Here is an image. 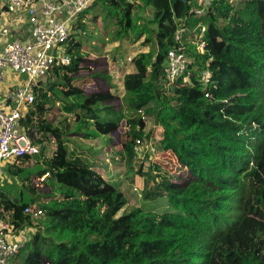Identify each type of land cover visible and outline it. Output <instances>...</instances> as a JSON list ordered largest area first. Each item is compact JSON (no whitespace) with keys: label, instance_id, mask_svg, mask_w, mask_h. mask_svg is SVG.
Returning <instances> with one entry per match:
<instances>
[{"label":"trees","instance_id":"obj_1","mask_svg":"<svg viewBox=\"0 0 264 264\" xmlns=\"http://www.w3.org/2000/svg\"><path fill=\"white\" fill-rule=\"evenodd\" d=\"M146 7L151 19L141 15ZM190 9L189 0H94L72 23L62 44L70 62L53 66L47 84L75 99L78 111L73 119H50L39 88L21 121L39 153L6 169L25 175L23 165L34 160V176H45L47 186L36 194L23 177L29 197L26 190L8 193L5 179L0 186V218L7 212L16 231L33 229L10 264H264V0H241L238 6L210 0L199 16ZM95 10L104 14V31L89 27L99 18ZM178 19L184 21L189 69L208 72L207 84L193 73L187 80L180 76L171 89L165 83L164 61L178 45ZM197 24L206 28L202 53L191 43ZM93 30L110 42L130 37L156 45L154 53H136L135 70L122 78L131 114L109 162L130 165L137 140L149 141L155 152L170 153L180 172L186 169L207 187L205 193L177 195L170 170L159 161L141 162L133 182L146 190L148 201L166 197L172 209L135 207L116 216L127 202L125 193L104 178L102 164L88 150L68 145L74 133L93 139L118 131L125 116L111 104L118 96L95 88L87 92L80 86L84 81L72 78L90 69L83 33ZM153 114L158 127L145 132V118ZM40 195L47 199L38 204L42 216L25 214L24 207Z\"/></svg>","mask_w":264,"mask_h":264},{"label":"built area","instance_id":"obj_2","mask_svg":"<svg viewBox=\"0 0 264 264\" xmlns=\"http://www.w3.org/2000/svg\"><path fill=\"white\" fill-rule=\"evenodd\" d=\"M93 1L0 0V186L10 164H18L20 158L39 153L38 146L28 136L21 121L52 67L70 62L62 44L72 33V23ZM189 3L190 11L199 16L207 11L210 0H189ZM177 21L174 41L178 45L167 51L164 61L165 83L170 89L180 76L186 80L190 73L191 58L183 46L184 21ZM19 22L28 25L27 40L17 35L22 26L14 28L13 25ZM205 29L201 24L192 29L191 43L199 53L204 50ZM202 78L207 84L208 72H203ZM143 144L137 140L135 153ZM148 146L154 153L155 147L150 142ZM24 213L39 218L43 210L33 203L24 207ZM24 237L22 231L16 233L6 212L0 218V264L10 263L24 246Z\"/></svg>","mask_w":264,"mask_h":264},{"label":"rangeland","instance_id":"obj_3","mask_svg":"<svg viewBox=\"0 0 264 264\" xmlns=\"http://www.w3.org/2000/svg\"><path fill=\"white\" fill-rule=\"evenodd\" d=\"M234 5L238 6L240 4L241 0H229ZM100 10V8H99ZM142 10V11H141ZM141 15L145 18H152V9L150 7H146L144 9H141ZM96 14H98V17L100 15L99 22L96 24H89V27H97L100 31H104V25L106 23V20L104 18V14L100 13L101 11L95 10ZM110 28V27H109ZM109 28L107 30H109ZM90 32V31H89ZM87 33V32H86ZM86 33H84L86 35ZM83 35V36H85ZM103 35V34H102ZM104 36V35H103ZM104 41L105 49L108 51H102L100 54L102 57V63L100 68L96 73L101 75H105L108 67L111 66V56H108L109 51L115 49V56L114 59L118 60V64L120 65V70L125 67L126 64L132 62V59L134 55L140 51H151L152 53L156 50L155 42L152 40L149 44H143L141 40L132 42L130 37H125L122 40L118 41V44L113 41L111 43L109 40L101 39ZM117 45H115V44ZM98 47L97 45H94ZM103 49V48H102ZM90 65H93L92 63ZM123 70V69H122ZM195 74L200 79L202 78V74L197 69L192 68L190 69V74ZM50 76V73H49ZM48 78V77H47ZM188 79V77H187ZM186 79V80H187ZM46 81L42 82L40 84V88H43V93L45 94V104L49 109V112L46 113L47 117L50 119H56L59 118L60 115H67L68 110L74 105L72 102L68 101V98L64 97L62 93L53 87L51 84H46ZM99 88H104V86H100ZM113 106H117L118 109H121L125 116L123 117L121 121V128L110 134L106 137H102V141L105 138L106 140V146L107 149L105 151L97 152L100 155V158L102 159V162H104V168L100 170L104 178L110 182H113L119 189H121L126 196L127 202L126 204L118 211L116 216L128 213L135 207H141L144 210L148 211H166L172 209L171 204L169 203L168 199L161 198L159 200H156L154 202H150L146 198V190L141 188V186L138 184V182H133V175L135 171L137 170L139 164L143 162L144 164H149V162L153 161H159L161 163V166H164L166 169L170 170L174 177H173V185L171 187V191L176 193L177 195H191V194H203L208 189L203 184L194 181L192 178L189 177L188 173L186 172V169L180 172V166L175 162L173 156L170 153H158V152H151L149 149L148 143L149 141H145L142 146H140L138 152L135 155V158H133L130 165H113L112 163H109L107 158L111 155V151L109 150L110 147L119 145L122 141L125 139V131L127 129L126 120L129 118L131 111H129L123 101V97L119 101H114ZM101 106V105H100ZM146 120V127L145 132L158 127V123L156 121V114H153V116H149L145 118ZM108 143L111 145L108 146ZM83 144V143H82ZM90 148H94L98 145L94 143V145H87ZM54 144H51L46 150H45V156H50L51 152L53 151ZM91 150V149H90ZM96 153V154H97ZM25 169L28 170V172L25 175L21 174H10L9 172L5 171L3 176L4 181V187L6 188L8 193L16 196L18 191L20 190H26L25 189V180L23 177H28L31 180V185L35 186V191L37 193H41L44 189L45 185L40 177L36 178L34 176V173L36 172L38 165L36 161L32 160V162H28L27 165H23ZM180 172V173H179ZM177 174H182V177L177 178ZM46 188L45 190H47ZM26 190V196L29 197ZM47 191H50L47 190ZM47 199L43 196H39V198L35 199L34 203L40 204ZM30 227H25L24 229L20 230L25 234L28 238L33 233ZM26 238V237H24ZM27 240V239H26ZM12 259L10 260V262ZM10 264V263H9Z\"/></svg>","mask_w":264,"mask_h":264},{"label":"crops","instance_id":"obj_4","mask_svg":"<svg viewBox=\"0 0 264 264\" xmlns=\"http://www.w3.org/2000/svg\"><path fill=\"white\" fill-rule=\"evenodd\" d=\"M5 17H7V16H5ZM86 19H87V17H86ZM98 22H99V19L97 20V23ZM13 26H14V28L22 26L21 30L17 33V35H19V37L22 39H25V40L28 39V36H29L28 25H26V24L22 25V22H19ZM92 28H94V27H92ZM93 31H95V30H93ZM85 37L87 38V42H84V43H86V45L84 47V51H85V53H88V55L85 56L84 64L86 66H88L90 69L88 71L77 72L74 75H72V78L74 80L84 81L83 83L80 84V86L87 92L92 91V89H94V88L100 89V90H107V91H110L111 93L115 94L116 96H118L117 99L114 101L121 100V98L124 95L122 78L125 74L133 72L135 70L133 63L130 62V63L126 64L125 67L122 68L123 70L122 69L120 70V65L117 63L118 60L114 59L115 49H114V51L111 50L108 53V56L109 57L111 56V66L108 67V70H107L105 75L100 76L99 74L96 73L100 68L103 67V66H101L102 59H100V57H102V55L100 54V52L102 50L108 51L107 49H105L104 41L101 39L106 40V37L103 36L102 34H98L97 31L87 32ZM111 43H113V42H111ZM115 43L118 44V41H115ZM117 44H115V45H117ZM94 45H97L98 47H96ZM103 51H102V53H103ZM91 63L93 65H90ZM101 85L104 86L103 89L99 88ZM53 87H54V85H53ZM68 101L72 102V104L74 103V105H72V107L67 112V115H69L73 119L75 116V113L78 111V109L75 105V99L68 97ZM108 104L109 103H101V104H99V106L100 105L101 106H107ZM111 104L114 105V103H111ZM115 109H118L116 104H115ZM106 136L107 135H100V136H97L93 139H84L79 134L74 133L73 135L69 136L68 145H70V146L75 145L81 149L88 150L94 159H97L100 161V163L102 164L100 170H102L104 168V162H102V159L100 158V155L97 152H100L101 150L105 151L107 149L105 138L103 139V141L101 140L102 137H106ZM94 143L98 146H96L94 148H90V146L89 147L87 146V145H94ZM110 145L111 144L108 143V146H110ZM119 145H117V146L115 145V146L109 148V150L111 151V155H112L113 149L115 147H118ZM111 155L109 156V158H107L108 162L110 161ZM16 233H17V231H16ZM22 234H23V232H22ZM23 236H25L26 239L28 238L25 234H23Z\"/></svg>","mask_w":264,"mask_h":264},{"label":"water","instance_id":"obj_5","mask_svg":"<svg viewBox=\"0 0 264 264\" xmlns=\"http://www.w3.org/2000/svg\"><path fill=\"white\" fill-rule=\"evenodd\" d=\"M179 1L185 2L186 0H179Z\"/></svg>","mask_w":264,"mask_h":264}]
</instances>
